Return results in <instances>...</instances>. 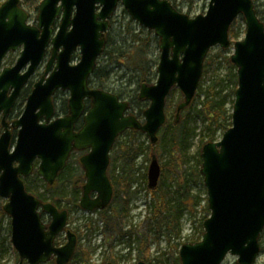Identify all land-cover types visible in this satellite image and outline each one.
Instances as JSON below:
<instances>
[{"label": "water", "instance_id": "1", "mask_svg": "<svg viewBox=\"0 0 264 264\" xmlns=\"http://www.w3.org/2000/svg\"><path fill=\"white\" fill-rule=\"evenodd\" d=\"M20 1L6 0L0 5V198L10 218L17 264H44L52 258L54 264H69L78 244L75 232L67 227V210L42 202L26 190L23 178L34 172L35 161L36 174L52 186L70 153L86 150L79 157L85 178L79 205L86 212L105 208L114 193L107 170L116 138L135 130L156 143L166 122L167 95L174 86L181 90L183 99L176 107L179 117L195 96L209 50L230 47L229 29L240 15L245 34L232 43L229 58L237 77L231 126L219 140L204 143L200 152L199 172L209 215L202 223L201 239L183 243L179 259L181 264H221L227 255H234L238 264H254L264 229V22L253 0H208L206 11L193 17L178 11L169 0H41L36 24L28 23ZM118 3L158 38L156 81L141 85L138 93L139 99L149 101L142 121L128 113L127 100L88 82ZM19 47L15 63L2 67L6 54ZM47 49L43 74L33 83L21 115L8 122L21 89ZM77 50L79 61L72 63ZM57 90L69 92L67 112L60 116H55L53 102ZM80 119L82 124L76 129ZM160 174L152 155L149 188L156 187ZM40 210L49 215L48 224L42 221ZM61 233L66 240L57 246L55 240Z\"/></svg>", "mask_w": 264, "mask_h": 264}, {"label": "rangeland", "instance_id": "2", "mask_svg": "<svg viewBox=\"0 0 264 264\" xmlns=\"http://www.w3.org/2000/svg\"><path fill=\"white\" fill-rule=\"evenodd\" d=\"M6 0H0V5ZM41 0H21V5L23 8L29 13L28 21L31 24H36V15H37V5L39 4ZM172 4L176 7L178 11H181L183 13L188 14L189 16L193 17L197 14L204 13L208 6V0H170ZM255 8L260 11V14L262 17H264V0H253ZM125 9L119 5L114 13V15L110 19V26L108 29V38L109 43H118V39L120 36V33L126 31V27H130L134 29L135 32H139L140 30L146 33V28L139 26L136 21L130 18L127 11H124ZM131 21V22H130ZM231 28L233 29L235 36L231 38V42H234L235 40L242 39L244 37L245 33V23L244 18L240 15L238 16L234 22L231 25ZM142 32V33H143ZM122 35V34H121ZM114 45V44H113ZM21 50V47L17 48L15 51H9L6 56L3 59L2 66H12L17 57L19 56V52ZM233 53V47L232 45L227 49H222L218 46L212 47L206 57L205 61V68L208 70L205 76H202L205 79L204 83H201V88L205 89L206 86H208L209 81L213 79L214 77H218L221 79H224L223 86L226 87V91L232 89L233 87V80L230 78H227L226 75L228 73L229 67L227 63L225 62L224 58H229L230 55ZM216 55H218L216 57ZM151 59L156 61V64L158 63L159 59V49L154 48L151 53ZM48 58V53L37 68L36 72L31 76L27 84L22 88L20 94H22L24 88H29L31 90L32 84L35 83L43 74L45 63ZM79 54L78 52H75L73 55V62L78 61ZM100 59V60H99ZM99 64L98 66H104L107 61L105 59V56L99 57ZM112 72L110 74V78L104 83V90L120 94L122 100H131L133 99L135 94H138L140 83H138L137 78H135L134 74L126 69V72H124V67L120 66H110L107 68L108 71ZM1 71V69H0ZM153 71H155L151 77L149 78L148 84H153L156 81L157 78V72L154 68ZM125 74V77L120 79V75ZM209 79V80H208ZM97 78L94 79V83H96ZM204 81V80H203ZM95 84H92L94 86ZM224 90L223 93H226ZM30 92V91H29ZM19 94V95H20ZM69 92L68 90H58L55 93V104L61 105V103L68 99ZM183 99V95L181 90L174 86L170 93L167 95L166 98V114L168 116L169 121L173 118V111L176 105ZM234 99V96H230L229 100L227 101L225 107L227 109V112L231 113L232 110V103L231 100ZM24 97L19 96V98L16 100L15 105L13 106V109L11 113L9 114L8 120L12 121L17 119L25 105ZM203 100V93H199V90H197L192 102L190 105L185 108L183 111H181L180 119L183 120L184 118H188L187 121V128L191 131V139L190 143L188 145L187 149V161L183 165L181 163L177 167L169 169V165L166 166L163 169L164 173V183L159 182L162 186V190L166 193H171L175 187L177 181L180 180V176L184 173L188 174L194 171V169H200V166H198L197 163V157L198 152L202 146L200 139L204 138L203 140H207V134L208 131L206 130V124L203 123L199 117H197L194 114V108L199 107L200 101ZM149 101L148 100H140L138 103H135L134 106L129 110L130 112L134 113L139 119L143 120V110L148 106ZM64 113L55 112V115H63ZM189 114V115H188ZM189 116V117H188ZM228 128V127H227ZM0 127V131H1ZM170 130V128L168 129ZM225 130L219 128L216 130L214 138L217 141L221 138L223 132ZM16 132L17 129L14 128L12 131V143L15 142L16 138ZM170 131H167L163 134L162 130H159L158 137L160 138L159 141V147L155 152H152L150 150H147L143 152L142 154H139L135 158V171H134V178H136L135 182L132 184V190L135 192L133 195V198L130 203V212L129 216L125 220V222L122 224L121 231L128 230L129 228L136 230L139 234H146L148 231L149 223L154 222L155 219H151L149 221L145 220V215H149V209H146V205L149 204L150 201H153V197L151 193L147 190V169L148 165L150 163V159L152 154H155L157 157V160L159 164L169 162V156L166 152V148H168L171 144V133ZM168 133V134H167ZM128 134H124L119 138V141H126L129 139ZM136 143H144L147 144V137L143 133H138L132 138ZM84 154V152H74L72 157L70 158V165L69 169L67 171V174L63 178H61L57 185L55 190V195H59L61 193L65 194L67 197L70 196L71 188H72V182L68 179L70 175H72L74 172H83L81 166L77 164L76 160L80 155ZM119 154V149L117 146L112 148L110 153V164L109 166L113 168L115 166V173H118V166L120 165V160L117 159L115 161L114 159ZM113 158V161H112ZM148 159V160H147ZM38 162L36 161L35 165ZM79 165V167H78ZM147 167V168H146ZM173 169L177 170L173 173L176 175H173L172 171ZM162 173V171H161ZM201 176V174H200ZM189 178H191L189 176ZM202 178V176H201ZM24 181L29 185L32 194H38L42 195L44 198H49V193L46 192V182L38 176L35 172L33 174L27 176L24 178ZM197 181V180H196ZM203 182H201L202 184ZM158 184V185H159ZM200 182H194L190 179V187L192 189V192L199 195L200 202L198 206L195 209L194 214H189L187 211H184L182 214L180 221H179V229L180 234L179 236L171 235L170 239H168L166 234H162V230L157 228L155 225L153 227V230L151 232V236L153 237L150 245V254L151 257L155 256L159 251L161 252H167L170 254V258L166 260L167 253L164 254V258H162V262L160 264H174L173 263V257H175L178 253V249L180 245L184 242H188L187 239H195L200 236L202 226H200L199 222L201 221L202 217L206 215L207 211L205 209L206 207V200H205V188L203 185H201ZM37 195V196H38ZM5 200L0 198V204L4 203ZM61 206H66L67 202L62 200ZM208 209V208H207ZM42 219L44 221H49V216L46 213H41ZM99 215L98 212H84L81 209H74L69 215L68 218V224L70 229L74 230L80 238V246L81 248H96L100 245L101 242H103V238H106L107 241L105 243H102L104 250H106L105 254L103 255V252H99L98 250H94L91 253V262L94 264H100L106 259L105 256H114L117 258V264H136V250H131V256L129 258L124 257L126 251H127V236L121 237L119 234H116L115 237H111L110 234L106 231L105 234L103 233L101 238L97 230H102L104 227L101 223H97L95 226V229L92 232L89 233V231L86 230L85 225L88 223V221H95L98 219ZM96 230V231H95ZM97 233V234H96ZM97 237H96V236ZM10 218L8 216H3L0 220V264H17L18 262V255L14 247L11 243L10 238ZM59 238L61 240L60 243L65 242V236L64 234L59 235ZM260 244H261V251L257 257V260L255 264H264V229L261 232L260 236ZM78 247V246H77ZM134 247V245H133ZM155 261H152L151 264H154ZM79 264V263H75ZM221 264H238L237 263V257L234 255H227L223 262Z\"/></svg>", "mask_w": 264, "mask_h": 264}, {"label": "trees", "instance_id": "3", "mask_svg": "<svg viewBox=\"0 0 264 264\" xmlns=\"http://www.w3.org/2000/svg\"><path fill=\"white\" fill-rule=\"evenodd\" d=\"M125 11V10H124ZM256 13L258 17L264 22V17L260 14V11L256 9ZM131 22V21H130ZM143 31L135 32L134 29L130 27H126V31L120 33L118 43H109L108 34H106V44L103 48L101 56H105L107 63L104 66H98L99 60L97 61L96 67L89 78V84H95L92 87L103 89L104 83L110 78V74L112 72L108 71L107 68L110 66H122L124 67V72L126 69L132 72L137 78L140 86L143 84H148L149 78L155 72L153 69H156V61L151 59V53L154 48L158 46V38L154 35V32L150 29L146 30V33H142ZM108 33V32H107ZM122 34V35H121ZM230 38L235 36L233 29L230 27L229 29ZM114 44V45H113ZM218 55H216L217 57ZM227 63L229 70L226 75L227 78L233 80V87L230 90L226 91V87L223 86L224 79L214 77L209 81L208 86L205 89L201 88V83L205 82L206 77L201 78V82L199 85V93H203V100L200 101L199 107L194 108V114L200 118V120L206 124V130L208 131L207 140L204 141V138H201V144L203 145L205 142L214 141V135L217 129L221 128L226 130L227 127L231 125V113L227 112L225 107L227 101L230 96H234V91L237 87V77H236V68L230 62L229 58H224ZM206 61V59H205ZM205 61L203 66V75L205 76L207 73V69L205 68ZM125 74L120 75V79L124 78ZM97 78L96 83H94V79ZM204 80V81H203ZM209 80V79H208ZM139 86V88H140ZM226 93H223V91ZM29 88H24L22 94L19 96L24 97L26 99L29 94ZM106 91V90H105ZM120 99L121 95L116 94ZM18 96V98H19ZM17 98V99H18ZM55 100V98H54ZM140 100L138 94H135L133 99L127 100L130 104L129 110L134 106L135 103H138ZM233 99L231 103L233 104ZM88 108V101L86 102ZM177 107V106H176ZM176 107L173 111V118L169 121L168 116L165 124L162 126L160 130H162L163 134L167 131H170L171 135V144L168 148H166V152L169 156V162L162 163L161 166V176L159 182L164 183V173L163 169L169 165V169L177 167L181 163L183 165L187 161V149L189 145V141L191 139V131L187 128L188 118H184L183 120L179 117H176ZM55 111L59 113L67 112V101L64 100L61 105L55 104ZM130 112V111H129ZM132 113V112H130ZM189 115V114H188ZM189 117V116H188ZM81 121H79L76 125L78 128L81 125ZM170 128V130H168ZM140 133L135 130H126L121 135L117 137L114 142L112 148L117 146L119 149V154L114 159L117 161L119 159L120 165L118 166V173H115V166L108 168V176L113 186V198L110 204L101 209L98 212V219L93 221H88L85 225L86 230L89 233L95 229L93 225L97 224V221L101 222L104 226L100 231L102 234L107 231L111 237H115L116 234L124 237L127 236V251L124 257L129 258L131 256V250H136V260L144 261L145 264H151L152 261H155L154 264H160L162 262V258H164V254L167 252L157 253L155 256L151 257L150 254V245L153 237L151 236V232L153 227L156 225L157 228L162 230V234H166L168 239H170L171 235L179 236V221L184 213L187 211L189 214H194L195 209L200 202L199 195L192 192L190 187V179L194 182H202V178L200 176L199 169H194L191 173H184L180 176V180L177 181L175 189L171 193H166L162 190L161 184H158L156 187L150 189L147 188L149 193H151L153 197V201H150L148 205H146V209H149V215H145V220L149 221L151 219H155L152 223H149L148 231L146 234H139L136 230L129 228L128 230L121 231L122 224L125 222L130 212V203L133 198L135 192L132 190V184L135 182L136 178H134L135 171V158L142 154L143 152L150 150L155 152L159 147L160 138L156 143L152 144L147 141V144L144 143H136L132 138ZM128 134L130 137L126 141H119V138ZM168 134V133H167ZM201 150V148H200ZM200 150L198 152L197 163L198 166H201V158H200ZM74 152L70 154V157L67 161L66 166L62 171L57 175L56 182L52 186L46 185V192L49 193V198H44L42 195H38L40 199L43 201H49L56 205L57 207H61V201L64 200L67 202L65 208L70 214L74 209H80L79 200L82 192V185L84 183V174L83 172H74L72 175L68 177V179L72 182V188L70 192V196L67 197L65 194L61 193L59 195H55L56 185L58 181L67 174L70 165V158ZM156 156L155 154H152ZM148 160V159H147ZM113 161V158H112ZM77 164L80 165L79 160H76ZM78 165V167H79ZM147 168V167H146ZM177 171L176 169L172 171ZM173 175H176L173 173ZM63 176V177H62ZM189 176L191 178H189ZM197 180V181H196ZM25 188L28 192H31L29 185L24 181ZM203 185V183L201 184ZM2 204H0V220L5 213L2 210ZM207 213L202 217L199 222L200 226H202V221L208 215L207 205L205 207ZM96 231V230H95ZM203 230L201 229L200 236L202 235ZM117 236V235H116ZM200 236L195 239H187L189 242H195L200 239ZM78 241H80L81 235L77 234ZM107 238V237H106ZM106 238H103V243L107 241ZM60 238H57L55 243L60 244ZM134 245V247H133ZM97 248V247H96ZM96 248H81L80 243L75 251V254L69 264H94L91 262V253L96 250ZM103 255L106 250H104L103 245L101 251ZM166 260L170 258V254L167 253ZM106 261H110L113 264H117V258L114 256H105ZM174 264H180L179 256L176 255L173 257ZM46 264H54L53 261H50Z\"/></svg>", "mask_w": 264, "mask_h": 264}, {"label": "flooded vegetation", "instance_id": "4", "mask_svg": "<svg viewBox=\"0 0 264 264\" xmlns=\"http://www.w3.org/2000/svg\"><path fill=\"white\" fill-rule=\"evenodd\" d=\"M120 4L118 3L117 4V7L119 6ZM116 7V8H117ZM97 9H99V8H97ZM110 21V20H109ZM75 53V52H74ZM79 54V53H78ZM74 55V54H73ZM79 58H80V56H79ZM79 60V59H78ZM20 94V93H19ZM9 117V116H8ZM7 120H8V118H7ZM0 127L2 128V126H1V124H0ZM2 131H3V128L1 129V131H0V134L2 133ZM12 131H13V129H12ZM77 152H84V153H86L87 151H77ZM83 155V154H82ZM81 156V155H80ZM79 156V157H80ZM79 157H78V159H79ZM59 174V173H58ZM56 179H57V177H56ZM55 182H56V180H55ZM25 184V183H24ZM46 185H47V183H46ZM30 193V192H29ZM82 193V192H81ZM32 194V193H31ZM35 196H37L36 194H34ZM38 197V196H37ZM39 198V197H38ZM40 199V198H39ZM42 202H49V201H43L42 199H40ZM80 201V200H79ZM53 204V203H52ZM56 206V205H55ZM57 207V206H56ZM58 209H65V208H63V206H61L60 208L59 207H57ZM68 212V211H67ZM41 213H46V212H44V211H42V210H40V214ZM48 215V214H47ZM69 213H68V218H69ZM49 216V215H48ZM41 219H42V216H41ZM42 221L45 223V224H48L49 223V221H50V217H49V221H44L43 219H42ZM68 228L70 229V227H69V224H68ZM72 230V229H71ZM72 231H74V230H72ZM75 232V231H74ZM61 234H64V233H61ZM61 234H59V235H61ZM75 234H76V236H77V233L75 232ZM57 238H59V236L57 237ZM56 241V240H55ZM77 241H78V237H77ZM64 243V242H63ZM63 243H60V244H56L55 243V245H61V244H63ZM78 244H79V241H78ZM77 244V245H78ZM19 259V258H18ZM50 261H53L54 262V260H53V258L52 259H50L48 262H50ZM47 262V263H48ZM18 263V262H17ZM46 264V263H45Z\"/></svg>", "mask_w": 264, "mask_h": 264}]
</instances>
